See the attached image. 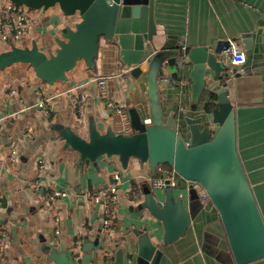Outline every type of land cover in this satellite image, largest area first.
Segmentation results:
<instances>
[{
    "label": "crops",
    "instance_id": "crops-1",
    "mask_svg": "<svg viewBox=\"0 0 264 264\" xmlns=\"http://www.w3.org/2000/svg\"><path fill=\"white\" fill-rule=\"evenodd\" d=\"M11 2L0 0L1 15ZM28 8L26 32L19 40H0V53L9 50L12 43L31 47L34 41L45 53H55L59 47L57 40L64 39L65 27H74L80 21L77 15L64 14L59 5ZM154 16L157 34L146 43V55L153 47L161 48L171 36L174 44H180L178 52L186 55L196 46H206L214 52L234 39L246 52L243 70L226 80L224 60L220 76L209 65L192 61L185 65L179 60L177 72H170L164 64L156 83L150 84L143 76L135 80L128 74L119 45L105 37L99 40L94 67L80 59L67 72L68 80L49 84L37 76L29 63H14L0 69V189L4 193L0 216L8 233L0 264H54L41 249V236L56 246L63 241L75 259L77 240L82 239L84 245L86 238L90 242L99 238L94 264H112L116 247L122 244L126 248V264L129 260L134 264L138 247L130 227L137 217L133 210L138 204L136 197L142 193L144 183L151 185L150 180L163 177L164 170L169 168L160 166L152 173L147 163L131 158L129 168L124 169L118 156H102L97 166L80 164L78 152L64 148V139L53 124L70 125L87 136L92 118L101 132L112 127L119 133L116 120L120 117L113 105L125 107L129 119V109L135 107L143 121L150 118L153 122L157 93L164 120L179 100L180 127L185 125L186 116L201 117V126L208 124L215 130L212 112L218 107V92L225 87L236 112L238 154L264 219V0H154ZM218 57L221 59V54ZM142 68H147V62ZM162 74L170 77L167 85H159ZM102 76L108 79L105 100L100 98L97 85V78ZM197 84L198 91L194 87ZM12 90H16L14 95ZM36 90L48 98L50 116L36 106ZM80 94L87 97L83 121L71 102L73 95ZM114 115L116 120H112ZM13 148L19 152L16 161L9 156ZM115 171L120 176L117 219L112 231L106 234L103 210L91 202L86 192L105 187ZM169 176L175 182V196L190 200L193 196L188 181L172 170ZM53 188L68 192L54 203L57 224L47 208V193ZM156 189L162 191L164 199L163 189ZM197 199L203 206L185 235L162 246L164 264H234L218 209L212 201ZM106 250L113 252L111 257L104 254ZM246 264H264V257Z\"/></svg>",
    "mask_w": 264,
    "mask_h": 264
},
{
    "label": "water",
    "instance_id": "water-1",
    "mask_svg": "<svg viewBox=\"0 0 264 264\" xmlns=\"http://www.w3.org/2000/svg\"><path fill=\"white\" fill-rule=\"evenodd\" d=\"M10 1L36 9L59 5L64 14L77 15L80 21L74 27H65L64 39L57 40L59 47L55 53H45L37 41L31 47L12 43L9 50L0 53V69L14 63H29L37 76L49 84L68 80L67 72L74 69L80 59H84L88 67H94L101 37L117 42L122 62L129 68L132 78L138 80L143 76L150 84L156 83L164 64L170 72H177L179 60L185 65L191 61L209 65L216 76L225 68L218 57L222 47L209 52L206 46H196L184 55L178 52L180 44H174L172 36L171 41L159 49L153 47L146 55L149 48L146 43L152 42L157 34L154 0ZM144 62H147L145 70L142 68ZM143 86L147 88V82ZM218 94V107L212 112L215 130L208 124L201 126V117L186 116L185 125L180 127L179 100L166 120L156 104L154 120L149 125L138 109L130 108V134L117 133L112 127L101 132L92 118L87 136L70 125L53 124L64 139V148L78 152L80 164L97 166L102 156H118L124 169L129 168L131 158L147 163L152 173L160 166L169 168L163 172L167 182L162 188L164 199L162 191L148 183L143 184L142 193L136 197L138 204L133 210L137 217L130 227L138 247L134 264H164L162 246L183 237L203 206L194 190L190 200L175 196L168 182L170 170L187 181H198L204 186L219 211L234 264H246L264 257V219L238 154L236 112L225 87ZM40 240L42 251L54 264H94V250L99 246V238L94 242L86 238L83 255L75 259L63 241L56 246L44 236ZM112 264H126L124 245H117Z\"/></svg>",
    "mask_w": 264,
    "mask_h": 264
},
{
    "label": "built area",
    "instance_id": "built-area-1",
    "mask_svg": "<svg viewBox=\"0 0 264 264\" xmlns=\"http://www.w3.org/2000/svg\"><path fill=\"white\" fill-rule=\"evenodd\" d=\"M28 7L15 5L14 3H10L4 10L3 14H0V40H7L11 38L12 40H19L22 35L26 32L27 23L29 19ZM221 59L227 65V69L225 70V79L230 80L238 72L243 70L242 66L246 62V52L242 49L238 42L234 39H229L227 45L221 51ZM162 85H167L170 82V77L167 74H162L159 79ZM107 82L108 79L106 77H98L97 85L99 87L100 98L105 100L107 98ZM16 90H12L11 94L14 95ZM72 104L76 107L78 114L83 121L86 117V104L87 97L85 94L73 95L71 99ZM36 106L41 108L43 114L45 116H50V107L48 98H46L40 90H36ZM115 107L116 114L120 117L119 120H116V116H113L112 120H116L117 131L119 133L130 134L132 132V125L129 119L128 111L125 107L113 105ZM146 124H150L152 120L150 118L145 119ZM9 156L11 160H17L19 156V152L16 148H13L9 151ZM2 161L0 160V164ZM169 184L173 186L175 182L172 180L170 176H168ZM151 186L164 188L167 184L166 178L157 177L150 180ZM189 188L194 190L198 196L203 201H211L210 196L204 186L198 181H188ZM120 186V176L118 172H114L112 179L108 182V184L100 189L99 191H87L86 195L91 200L93 204H98L101 206L104 214L103 219V233L109 234L117 219V211H118V192ZM68 194L65 190H60L53 188L47 193V201H48V212L49 216L53 219V221L57 224L59 222V217L57 215L54 203L66 196ZM4 198V193L0 189V206L2 200ZM59 232V230L57 231ZM7 229L4 224L2 217L0 216V257L3 256L4 251L6 249L7 243ZM76 258L81 257L83 255V240H77L75 247ZM106 256L111 257L113 252L110 250H106L104 253ZM127 264H132V261L129 260Z\"/></svg>",
    "mask_w": 264,
    "mask_h": 264
},
{
    "label": "rangeland",
    "instance_id": "rangeland-1",
    "mask_svg": "<svg viewBox=\"0 0 264 264\" xmlns=\"http://www.w3.org/2000/svg\"><path fill=\"white\" fill-rule=\"evenodd\" d=\"M159 80V79H158ZM159 85H160V82H159ZM159 87V86H158ZM194 87H197V91H198V88H199V84H197L196 86H194ZM159 102H160V97H159V94L157 93V95H156V98L154 99V106H153V108H152V111H153V114L155 113V105L156 104H159Z\"/></svg>",
    "mask_w": 264,
    "mask_h": 264
}]
</instances>
